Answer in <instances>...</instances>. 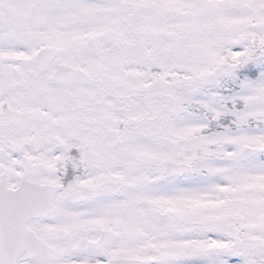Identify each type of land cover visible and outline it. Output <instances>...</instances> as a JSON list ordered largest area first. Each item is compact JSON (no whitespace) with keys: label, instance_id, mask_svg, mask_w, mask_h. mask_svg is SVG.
<instances>
[{"label":"snow or ice","instance_id":"snow-or-ice-1","mask_svg":"<svg viewBox=\"0 0 264 264\" xmlns=\"http://www.w3.org/2000/svg\"><path fill=\"white\" fill-rule=\"evenodd\" d=\"M0 264H264V0H0Z\"/></svg>","mask_w":264,"mask_h":264}]
</instances>
